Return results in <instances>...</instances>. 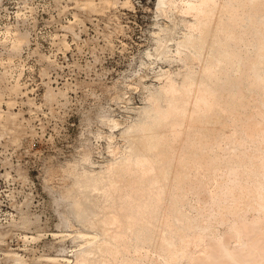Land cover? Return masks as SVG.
I'll return each mask as SVG.
<instances>
[{
  "label": "rangeland",
  "instance_id": "rangeland-1",
  "mask_svg": "<svg viewBox=\"0 0 264 264\" xmlns=\"http://www.w3.org/2000/svg\"><path fill=\"white\" fill-rule=\"evenodd\" d=\"M187 1L166 0L158 8L156 0H0V264H74V254L84 248L73 238L83 229L99 233L98 242L111 240L105 251L94 253L93 264H264V95L247 107L252 119L246 115L242 125L249 128L242 131L246 136L233 130L231 118L215 140L200 135L196 119L184 117L193 107L194 89L184 93L157 131L163 162L173 158L161 166L164 177L159 167L134 166L122 156L148 157L149 137L129 130L152 90L168 76L184 87L192 83L190 73L201 71L200 61L174 54L196 14L185 8ZM223 4L210 2L205 39L228 11ZM230 8L236 17L251 15L264 23V7ZM165 26L175 28L164 43L168 58L156 44ZM249 43L244 41V52ZM197 83L195 89L205 86ZM195 137L217 141V156L196 146ZM226 158L244 170L228 160L224 166ZM58 194L78 200L79 219L55 205ZM138 222L148 229L146 240L127 230Z\"/></svg>",
  "mask_w": 264,
  "mask_h": 264
},
{
  "label": "bare ground",
  "instance_id": "bare-ground-1",
  "mask_svg": "<svg viewBox=\"0 0 264 264\" xmlns=\"http://www.w3.org/2000/svg\"><path fill=\"white\" fill-rule=\"evenodd\" d=\"M211 1H213V0H188L187 1V3H186L187 7H185V8H188L187 10H195V13H196L194 16L195 17L194 22L186 25V29L184 28V30H185V32L183 34L184 36L182 37V39L180 41H176V46H175V48H176L175 52L176 53H174V54L179 55V57L182 56L184 60L189 61L191 59L190 61H192V59H195V60H198V62L200 61L201 64L203 65L201 68V71L198 70L196 72L190 73L189 77L192 80L191 81L192 83H189L184 87H178L176 85V83L174 82V79L170 78L168 76V78L166 79V81L164 83V86L162 88L160 87L157 90L154 89V90H152V92L150 91L151 94H149L150 96L147 99L145 105L142 107H138L136 109V116H135V118H133V125L131 126L129 131H136L142 137H145V138L149 137V138L144 141V145L147 147V150H148V157L144 156L141 158H138V157L136 158V157H132L129 153L126 155H122V156H124L123 158L126 160V162H129V163L133 164L134 166L144 165V167L146 168L145 165L148 164L152 170H154L155 166H157L160 168V171H161L162 170L161 166L162 167L165 166L167 161H170V160L173 161V158H168L167 160H164V162H163L161 154L159 152V147H160V141L159 140L160 139L157 136V134H158L157 131L158 130L160 131L161 125L164 124V122H166L169 119V117L172 116L177 111V103H178L179 99L181 97H183L182 95L184 93H187L188 91H191L192 89H194V90L191 91V94H192V92H194L193 93L194 96L192 95L190 98L193 97L192 98L193 100L192 99H190V100L193 101V104H192L193 107L190 109V111L184 112V114H185L184 117L185 118L189 117L188 122L194 121V119H196L198 125L195 126V129H197L200 132L201 136L205 135V134L207 135V133H208L210 136H213L216 140V137L220 136L219 135V130H221L220 128L222 126H225L226 124H229V123L231 124V122H230L231 118L234 119L233 130H235L236 132H238L240 130L239 133H241V134H242V131L247 129L245 127H248V126L250 127L251 124L253 125L255 123V121H254V123H252L253 121L252 122L250 121L249 122L250 125L248 124V126H244L245 129H242V127H243L242 125H244L243 123L246 124V122H244V121H248L247 117H248V119H250L249 117H251V115L249 116V114H247V113H249L248 112L249 110H247V107L250 106L249 105L250 102L253 99L256 100L258 95H260V97L264 95L263 94V92H264V25L263 24L264 23L262 24V22L260 20L256 19L254 16H251V15H248L247 17L244 16L243 18L236 17V16H234L235 13L232 14V10H230L231 9L230 7L232 6V8H233V6H240L246 10L252 7V9L259 8L258 11H260L264 7V0H247V2H245V4H240V2H238L237 0H224V4L222 6L224 7V10L227 8L228 11L227 12L225 11L226 12L225 15L222 16V18H220V20L218 22L216 21L215 27H213V26L212 27L210 26V28L208 27L209 30H207L208 32L206 31L207 37L205 39V36H204L205 31L204 30H206V28H207L206 26L208 24L207 21L210 18V17L208 18L207 12L210 10L208 7H209V4ZM165 4H166V0H156V6L158 8H162ZM233 4H237V5H233ZM209 24H211V23H209ZM159 33H160L159 37H156L157 38L156 44L159 46L158 48H161V49H159L162 51V52L160 51V53L161 54L163 53L164 57H167L166 56L167 55V52H166L167 51V45L165 46L164 43L166 44V42H169L172 39V37L175 33V28H173L172 26H165V27L160 29ZM247 39L250 40L249 46L251 48L245 47V49L247 48V52H244V50H242L241 48L242 47L244 48L243 44H244V41ZM197 80L202 81V83H204L205 86H203V87L201 86L199 88L197 87L198 89H195L194 86H198ZM188 96H189V94H188ZM258 100H260V99H258ZM258 100H256V103L259 102ZM215 101L217 102L216 104H218V106L215 105ZM254 102L252 101L251 105L254 104V106H255L256 103H254ZM262 103H261V106L259 103V106L261 108H262ZM190 107H191V105H190ZM232 108H234V109H232ZM235 110H237L236 113H235ZM259 111H261V110L259 109ZM232 112H234V117H230V116H233ZM11 114H13V113H9V115H11ZM236 115L239 118L237 117V119H236ZM246 115H247V117H246ZM245 117H246V119H245ZM233 119H232V122H233ZM251 119H252V117H251ZM253 119H254V117H253ZM214 121L217 122V126H215V128H214V126H211V124ZM208 122H209V124H208ZM205 123H207V124L204 126L203 124H205ZM226 127L224 128V130L226 129ZM173 128L177 129L176 130L177 134L180 133L181 130L178 127L174 126ZM227 129H228V127H227ZM254 129H255V127H254ZM254 129H253V131H254ZM248 130H249V128L247 129V131ZM258 131L260 132V130H258ZM223 132H225V131H223ZM236 132H234V134ZM247 133L244 134V132H243L242 135L246 136ZM249 133H251V132H249ZM225 135H227V133ZM234 136L232 135V137H234ZM200 137H195V140H193V143H195L196 146H199L201 148L206 147L207 149L206 150L202 149V151L203 152L207 151L208 155H210V156L213 155V157H214L216 155L214 147H215V145L218 146L219 143L217 141H216L217 144L214 142H210V143L209 142L208 143H202L201 142L200 143V140H201ZM226 137L227 136H225V138ZM234 138H231V139L234 140ZM238 138H239V135L237 136V139ZM240 138H241V136H240ZM240 138H239V140H240ZM188 140L183 141L182 144L187 143ZM220 140H222V139H220ZM226 144H228V143H226ZM241 144L242 143L240 142L239 145L241 146ZM236 145H234V146L236 147ZM234 146H233V150H234ZM227 147L232 148V146L230 147L228 145H227ZM239 149L240 148H238V151L235 150V152L232 151L231 154L235 155L236 151L239 152ZM180 151H181V147H180ZM226 151H229V149H227ZM223 154H224V152H223ZM231 154H229L228 157ZM247 154L248 153H246V155ZM249 154H248V156H250ZM236 155H237V153H236ZM246 155H245V157H246ZM225 156H227V155H225ZM221 157H224V156H221ZM245 157H243V158L244 159L250 158V157H246V158ZM211 158H212V156H211ZM251 158H254V157H251ZM251 158H250V160L249 159L248 160L251 161ZM227 160H228L227 158H226V160L222 159L223 162L224 161L226 162ZM256 160L254 159V161H256ZM176 161L179 162V159L176 158ZM213 161L215 162L214 158H213ZM218 161H219V159H218ZM222 161L220 160L221 163H223ZM254 161L252 162V164L255 163ZM225 162L223 163L224 166L226 164ZM229 163H231V160H228V164ZM237 163H236V165H237ZM239 163L243 164L242 162H239ZM259 163H256V164L258 165ZM227 165L225 168H227ZM229 165H228V168H230V169L233 168L234 166H236L235 163H234V166H233V164H231L233 167H230L231 165L230 166ZM253 166H256V165L255 164L252 165L251 170L253 169ZM245 167H247V165ZM259 167H258V170L260 169V171L262 172L263 170H261V169H263V168H259ZM237 168L240 169L242 167H240L238 164ZM254 169L256 170L257 167ZM165 170L166 169L161 171L162 177H164L166 175ZM233 170H234V168H233ZM236 170L237 169L235 168V171ZM247 170H248V167H247ZM258 170L256 172L253 170V174L257 173ZM237 171H239V170H237ZM251 172H248L247 175H249V173H251ZM261 172H259V173L261 174ZM262 173H264V171ZM235 174L237 175L236 172H235ZM239 174H241V171L239 172ZM242 174L244 175L245 173H242ZM260 174H259V176H260ZM257 175H258V173H257ZM251 177H253V176H251ZM237 178H235V180ZM263 182H264V180H262L261 183L263 184ZM232 186H234V185H232ZM259 186H261V185L259 184ZM262 187H264V186L262 185L260 188H262ZM233 190H234V188H233ZM260 190H261V192L263 191V195H264L263 188ZM258 192H259V190H258ZM74 193H77V192H74ZM239 195H237V196H239ZM53 200H54V203L57 207L63 208V214L64 215L75 218L76 220L79 219V217L81 216L80 215L81 212L78 213L75 210V208L79 207L78 200H76L75 198L58 194L54 197ZM238 200H239V198H238ZM245 200H246V198H245ZM236 201H237V199H236ZM178 202H180L178 197H176V199L173 198V205H175L176 208H177ZM258 204H259V206H261L262 203L260 202ZM259 206H258V208H259ZM263 209H264V206H263ZM132 212L133 211H131V213ZM179 215H181V214H178L177 218ZM66 218H68V217H66ZM66 218H64V221L66 224L69 225V219H66ZM177 218L175 217L173 219L175 223H177V220L175 221V219H177ZM135 222H137V221H135ZM142 222L144 223V221H142ZM142 222H140V223H142ZM136 224H139V222L135 223L134 224L135 226L133 225L130 228L127 226L129 228L127 230L129 232H131V234H133L136 239H138V240H140V239L144 240L145 239L146 240L148 238V236L145 237V235H146L145 233L148 232L147 231L148 229H146L143 224H140V225H136ZM263 224H261V225H263ZM146 226H148L147 222H146ZM175 226H178V224ZM248 226H250V225H248ZM258 226H259V224H258ZM148 228L150 231L152 230L151 226L150 227L148 226ZM259 228H261V227H259ZM204 229H205V227H204ZM252 229H253V227H252ZM262 229H263V227H262ZM179 230H180V232H179ZM197 230H199V229L197 228ZM241 230H242V228H241ZM252 231H254V230H252ZM178 232H179V234L180 233H182L183 235L185 234L179 228H178ZM98 234L91 232L87 229L86 230L83 229V230L79 231L78 234L74 235L75 237L73 239L80 242L78 247L81 246L84 248L83 250H80V251L76 252V254H74L75 255V263L74 264H93L90 262V259L93 258L94 253L100 252V251H105L107 249L108 242H110L111 240L105 241V239H104L105 237H104L103 238L104 241L98 242L99 241ZM119 234H121V233H119ZM179 234H177V235L180 236ZM100 235H101V233H100ZM186 235H188V234H186ZM116 237H117V235H116ZM188 237H189V235H188ZM195 237H198V236L196 235ZM199 237H198V239H199ZM192 239L193 238H191V240ZM191 240H190V242L192 243ZM168 241H169V243H171L172 240L169 239ZM181 241H184V238ZM187 241H188V239H187ZM194 241H196V240H194ZM246 241H248V240H246ZM136 243H139V242H136ZM183 243H185V242H183ZM192 245H190V243H189V246H192ZM249 247H250V245H249ZM191 251L192 250H190V252ZM188 254L191 255V253H188ZM194 254L197 255V253H193L192 255H194ZM186 257H187V255H186ZM241 257L244 258L243 256H241ZM241 257H238V258H241ZM260 258H261V260H263L264 259L263 255L262 256L260 255ZM229 259H227V260H229ZM234 259H235V257H234ZM52 260H54V259H52ZM197 260L199 261V259H197ZM197 260H196V263L200 264V263H202L201 260H203V259H200L199 262ZM256 260H258V259H256ZM256 260H254V261H256ZM65 261L68 262V260H65ZM212 261L213 260L211 259L210 262H212ZM203 262H205V261H203ZM212 263H214V262H212ZM258 263H259V261H258ZM219 264H222L221 261Z\"/></svg>",
  "mask_w": 264,
  "mask_h": 264
}]
</instances>
